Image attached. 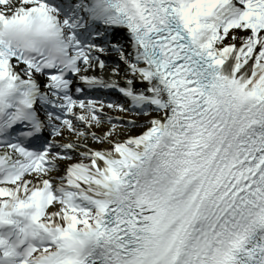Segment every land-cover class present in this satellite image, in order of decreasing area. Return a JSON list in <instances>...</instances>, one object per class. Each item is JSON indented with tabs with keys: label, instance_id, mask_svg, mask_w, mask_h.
I'll return each instance as SVG.
<instances>
[{
	"label": "snow or ice",
	"instance_id": "snow-or-ice-1",
	"mask_svg": "<svg viewBox=\"0 0 264 264\" xmlns=\"http://www.w3.org/2000/svg\"><path fill=\"white\" fill-rule=\"evenodd\" d=\"M0 264H264V0H0Z\"/></svg>",
	"mask_w": 264,
	"mask_h": 264
},
{
	"label": "bare ground",
	"instance_id": "bare-ground-1",
	"mask_svg": "<svg viewBox=\"0 0 264 264\" xmlns=\"http://www.w3.org/2000/svg\"><path fill=\"white\" fill-rule=\"evenodd\" d=\"M113 55L115 56L116 54L115 53H113ZM109 73L107 72V70H105V73H104V75L105 76H107ZM113 115H121L120 113H118V112H115V113H113ZM125 115H127V114H125ZM132 131L133 132H135V131H138V129H132Z\"/></svg>",
	"mask_w": 264,
	"mask_h": 264
}]
</instances>
